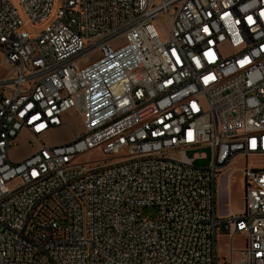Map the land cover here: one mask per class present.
<instances>
[{"label": "built area", "instance_id": "2783aa9c", "mask_svg": "<svg viewBox=\"0 0 264 264\" xmlns=\"http://www.w3.org/2000/svg\"><path fill=\"white\" fill-rule=\"evenodd\" d=\"M0 53V264H264V166L216 211L264 157V0H0ZM71 109L84 134L42 142Z\"/></svg>", "mask_w": 264, "mask_h": 264}, {"label": "rangeland", "instance_id": "374dc122", "mask_svg": "<svg viewBox=\"0 0 264 264\" xmlns=\"http://www.w3.org/2000/svg\"><path fill=\"white\" fill-rule=\"evenodd\" d=\"M16 2V0H13ZM58 4V1L55 5ZM19 12L24 19L25 28L29 29L31 33L36 34L44 26H46L50 20L54 17L56 9L50 16V19L40 26L33 28L30 22L26 19L22 10ZM5 66L2 64V55L0 53V75L5 72ZM84 126L81 116L75 109L67 111L63 116V124L54 129H50L43 134L40 138L42 142L50 145H64L73 142L77 137H81L84 134ZM38 146V141L31 138L27 133L22 132L18 138V142L10 149V158L13 162H20L29 156L34 149ZM196 153H203L206 158H199L196 160V165L207 166L212 159V150L208 146H200L195 150H188L187 156L193 157ZM97 156L95 152H88L81 156L80 159H86L88 157ZM254 164L258 166H264V157H248L244 159L238 158L232 165H230L224 173V176L217 180V214L225 215L230 214L233 209L241 210L244 205L243 197V184L241 180L242 173L240 167L244 164ZM144 216H155L157 214V208L148 207L142 210ZM232 244L235 248H240L244 245V237L236 236ZM229 240L227 237H218V248L222 255H227Z\"/></svg>", "mask_w": 264, "mask_h": 264}, {"label": "crops", "instance_id": "0c3cea01", "mask_svg": "<svg viewBox=\"0 0 264 264\" xmlns=\"http://www.w3.org/2000/svg\"><path fill=\"white\" fill-rule=\"evenodd\" d=\"M237 211H239V210H237V209L235 208V209L232 210L231 213H233V212H237Z\"/></svg>", "mask_w": 264, "mask_h": 264}]
</instances>
